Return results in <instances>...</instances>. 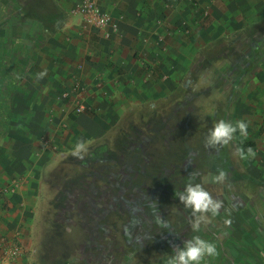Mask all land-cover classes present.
I'll use <instances>...</instances> for the list:
<instances>
[{
  "label": "rangeland",
  "instance_id": "374dc122",
  "mask_svg": "<svg viewBox=\"0 0 264 264\" xmlns=\"http://www.w3.org/2000/svg\"><path fill=\"white\" fill-rule=\"evenodd\" d=\"M261 25L242 30L232 47L204 53L171 95L119 108L111 128L96 125L106 131L85 146L83 159L71 150L52 167L32 232L40 241L37 264H166L196 235L219 252L201 264H264V182L248 171L259 166L264 147L240 159L238 132L219 152L204 146L214 122L244 118L236 109L240 88L264 69ZM253 130L248 123V138ZM219 169L228 172L224 184L204 183ZM190 173L224 204L199 232L175 196Z\"/></svg>",
  "mask_w": 264,
  "mask_h": 264
},
{
  "label": "crops",
  "instance_id": "0c3cea01",
  "mask_svg": "<svg viewBox=\"0 0 264 264\" xmlns=\"http://www.w3.org/2000/svg\"><path fill=\"white\" fill-rule=\"evenodd\" d=\"M96 2L115 23L108 36L81 30L78 0H0V186L20 182L15 192L0 195V238L18 245L20 254L6 260L0 249V264H37L40 241L32 232L47 176L78 141L91 145L106 131L96 125L111 128L119 108L131 102L171 95L202 65L204 53L231 46L242 30L264 23V0ZM144 63L154 67L152 80L143 79ZM76 82L87 89L81 97ZM243 85L236 109L254 128L244 141L258 150L264 147V69ZM79 99L93 105L94 114L72 117ZM259 160L248 171L264 182V153Z\"/></svg>",
  "mask_w": 264,
  "mask_h": 264
},
{
  "label": "clouds",
  "instance_id": "9594fccd",
  "mask_svg": "<svg viewBox=\"0 0 264 264\" xmlns=\"http://www.w3.org/2000/svg\"><path fill=\"white\" fill-rule=\"evenodd\" d=\"M45 74L46 72L39 73L37 79L43 78ZM237 132L241 137L246 139L248 135V123L243 120L233 123L220 119L214 122L213 126L209 129L208 134L204 138V146L207 149L219 152L221 147L227 146L233 141ZM84 151H86L85 143L81 140L76 143L72 154L83 159L81 153ZM234 155L242 160H247L254 158L256 153L252 147H248L246 150L243 147H237ZM196 175V173H190L183 190L175 191V196L184 208L191 210V220L189 223L193 232H199L201 224L211 223L208 214L214 218L220 214V210L224 207L223 201L214 198L206 190L204 183L224 184L228 179V172L224 169H219L215 175L209 174L210 181L205 180L204 183L193 182ZM225 223H230V221L226 220ZM218 255L219 252L215 243L204 240L196 235L191 239L185 240L182 247H175L173 254L167 258L166 264H201L206 257L214 258Z\"/></svg>",
  "mask_w": 264,
  "mask_h": 264
},
{
  "label": "built area",
  "instance_id": "2783aa9c",
  "mask_svg": "<svg viewBox=\"0 0 264 264\" xmlns=\"http://www.w3.org/2000/svg\"><path fill=\"white\" fill-rule=\"evenodd\" d=\"M77 9L80 15V28L85 32L90 34L101 32L104 36H108V29L115 27V23H113L110 20V17L101 10L96 0H78ZM142 74L144 80H148L152 77L154 74L153 65L144 63ZM73 90L76 92L77 97H81L87 92L86 87L80 82L74 83ZM61 97L63 100L69 102V91L63 90ZM94 112L95 109L93 105L86 104L80 99L72 105L69 111L70 115L74 117L82 114H94ZM19 184L20 182L17 179L2 184L0 186V195L15 192L18 189ZM0 249L6 260H15L20 254V247L13 242H8L3 237L0 238Z\"/></svg>",
  "mask_w": 264,
  "mask_h": 264
},
{
  "label": "trees",
  "instance_id": "16d2710c",
  "mask_svg": "<svg viewBox=\"0 0 264 264\" xmlns=\"http://www.w3.org/2000/svg\"><path fill=\"white\" fill-rule=\"evenodd\" d=\"M262 128L260 127L259 132L261 133ZM236 145L239 147H254L255 143L253 141H243V143H241V141H237Z\"/></svg>",
  "mask_w": 264,
  "mask_h": 264
}]
</instances>
